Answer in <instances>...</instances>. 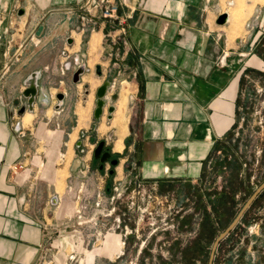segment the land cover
<instances>
[{
    "label": "crops",
    "instance_id": "1",
    "mask_svg": "<svg viewBox=\"0 0 264 264\" xmlns=\"http://www.w3.org/2000/svg\"><path fill=\"white\" fill-rule=\"evenodd\" d=\"M227 1L110 0L117 9L108 18L97 0H0V264L37 262L48 248L50 221H59L50 217L51 206L61 201L56 180L40 177L33 158L40 155L48 171H57L68 152L61 120L68 95L52 90L64 83L71 62L81 60L86 19L93 25L91 52L94 38H108L103 53L112 86L106 107L117 112L119 101L110 105L108 95L119 83L120 101L130 109L129 147L138 146L144 182L205 183L210 155L236 121L247 71L242 57H251L261 33L257 28L243 37L251 48L240 49L231 15L218 23ZM256 5L247 0L245 23ZM33 73L39 94L34 110L21 115ZM54 97L59 104L51 107Z\"/></svg>",
    "mask_w": 264,
    "mask_h": 264
},
{
    "label": "rangeland",
    "instance_id": "2",
    "mask_svg": "<svg viewBox=\"0 0 264 264\" xmlns=\"http://www.w3.org/2000/svg\"><path fill=\"white\" fill-rule=\"evenodd\" d=\"M97 3L105 6L102 0ZM256 4L254 16L246 23L247 0H229L224 6V12L231 15L232 24L237 27L235 30L240 32L242 40L255 34L257 28L261 33L249 51L251 57H242L245 69L252 72L244 77L236 121L229 132L231 141L224 137L219 145L223 148V145L230 146L239 141L238 149L216 152L208 163L203 186L222 189L227 175H218L214 163L217 158H224V152L233 150L240 162H246L244 168L247 171H242L240 177L249 175L242 194L236 197L238 214L254 190L264 183V26H261L264 2L256 1ZM85 22L81 60L71 62L65 71L64 83L52 90V95L63 92L68 95L64 102L66 111L61 117L66 131L65 151L68 152L59 162L57 171H48L49 167L40 155L33 158L40 177L50 182L56 180L61 197L58 204L51 206L50 217L58 216L59 221H50L48 248L33 264H161V260L169 264H186L178 257L172 260L171 252L185 248L200 230L201 212L195 210V193L201 185L188 182L156 187L144 182L139 170L138 146L135 143L129 147L130 109L127 104L123 108L124 99L120 101L123 86L119 83L114 93L108 95L110 105L119 101L117 112L110 118L106 107L100 123L95 121L96 91L111 78L106 72L109 64L103 53L109 41L108 38H94L91 43L94 52H91L87 41L93 25L87 19ZM245 39L240 46L244 51L251 48ZM65 46L67 52H74L70 44ZM86 52L92 53L91 60ZM97 66L102 70L101 76L96 74ZM83 67L90 71L79 75L81 80H75L78 70ZM55 104H59L56 97L51 99L50 105ZM52 114L53 109L48 116L52 118ZM48 134L52 135V132ZM100 141H105L112 149L114 158L119 161L116 167L108 163L101 169L100 162L95 160L94 152ZM70 165L74 171L73 168L70 170ZM262 196L250 206L247 223L241 226L245 235L241 236L238 246L232 254L226 247L217 264H264V194ZM187 217L192 221L191 226H180L179 222ZM176 242H179L178 248ZM231 256L233 261L230 263L226 259Z\"/></svg>",
    "mask_w": 264,
    "mask_h": 264
},
{
    "label": "trees",
    "instance_id": "3",
    "mask_svg": "<svg viewBox=\"0 0 264 264\" xmlns=\"http://www.w3.org/2000/svg\"><path fill=\"white\" fill-rule=\"evenodd\" d=\"M256 53L260 54L258 51ZM251 72L252 71L247 70L245 74L249 75L251 74ZM244 77L245 76L242 77V86ZM226 138V141H231L230 133L226 135ZM238 142L239 141H236L234 145L230 146L223 145V148L216 144L208 162L211 160V158L215 157L216 152H219L222 149L227 150L228 148H230L237 150ZM214 164V168L216 169V173L218 175L223 173L227 175V177L224 176V180L226 182L223 185L222 189H219L217 187H203L204 183L202 184L201 189L196 188L198 194L195 193V197L197 198V200L195 201V210L201 212L199 223L200 230L197 233L196 237L191 240L185 248L179 249V242L175 243V247L178 249L176 252H171L172 260L178 257L186 264H207L214 241L222 231L229 227V225L235 220L236 215L238 214V211L236 213V207L238 206L236 197L242 194L243 187L245 186L246 182L249 181L248 174H245L244 178L240 177L242 171H244L245 173L247 171V169L244 168L246 162H240L238 158H236L235 152L231 150L230 152H224V158H217ZM203 176L205 182L207 178L205 169ZM263 194L264 190L258 194V198L256 201H258L260 197H263ZM256 201H254L252 205H254ZM250 211L251 210H248L245 213L244 217L241 219V222L224 240L220 242L214 264H217L218 260L220 259L221 252H223L226 247H228L229 253L232 254L234 252L235 248L239 244V241L241 240V236L245 235L244 233H242L243 230L241 226L247 223L246 219ZM191 222L192 221H190L187 217L179 223L181 224L180 226L183 227L191 226ZM243 254L244 251L241 252V255ZM226 260L231 263L233 261V257L231 256ZM161 261V264H169L167 262H164L163 260Z\"/></svg>",
    "mask_w": 264,
    "mask_h": 264
},
{
    "label": "water",
    "instance_id": "4",
    "mask_svg": "<svg viewBox=\"0 0 264 264\" xmlns=\"http://www.w3.org/2000/svg\"><path fill=\"white\" fill-rule=\"evenodd\" d=\"M20 14H23V11L20 12ZM228 20V14L224 13L219 16L218 18V23L219 24H225ZM82 71H79L75 76H77V79L79 75L81 74ZM97 74L98 76L101 75V68L100 66L97 67ZM75 79V80H77ZM38 74L33 73L31 77L27 81V88L26 90L22 93V96L27 99V102L21 107L20 114H24L26 110L33 111L34 110V104L36 102L37 96L39 94L38 90ZM112 86V82L110 80H106L96 91V109L94 110V118L96 122H100L102 116L104 115V108L107 105L106 102V95L108 92V89ZM59 100L64 99L63 94H59L57 96ZM114 112V108L112 107L109 110L110 113V118H112V113ZM79 145V144H78ZM105 145V142L102 141L99 146L95 150V158L99 159L101 155V151ZM111 156L110 153H106L102 158L101 162H106L107 159ZM118 160L112 161L113 166L118 165ZM113 173V171H112ZM264 190V183L260 184L259 187H257L254 192L251 194V197L247 200L245 203L244 207L241 209L239 212L238 216L235 218V220L229 225L228 228H226L220 235L217 237V239L214 241V244L212 246L208 264H214L216 253L219 247V244L222 240H224L233 230L234 228L240 223L241 219L244 217L245 213L250 209V206L256 199L258 198V194L261 193Z\"/></svg>",
    "mask_w": 264,
    "mask_h": 264
},
{
    "label": "flooded vegetation",
    "instance_id": "5",
    "mask_svg": "<svg viewBox=\"0 0 264 264\" xmlns=\"http://www.w3.org/2000/svg\"><path fill=\"white\" fill-rule=\"evenodd\" d=\"M96 71H97V69H96ZM76 78V77H75ZM103 117V116H102ZM96 121V120H95ZM98 123V122H97ZM100 123V122H99ZM102 141H100V142H98V144H97V147L99 146V144L101 143ZM105 142V141H104ZM96 147V148H97ZM96 150V149H95ZM106 153H110L111 154V156L107 159V161L106 162H101V158L106 154ZM94 157H95V152H94ZM95 160H97V161H99L100 162V164H101V169H103L104 167H105V165L106 164H111L112 165V161H114V160H117V159H115L114 158V155H113V151H112V149L110 148V147H108L107 145H106V142H105V145H104V147H103V149H102V151H101V155H100V158L99 159H96L95 158ZM119 162V161H118ZM113 166V165H112ZM113 167H116V166H113ZM111 172V174H112V170L110 171Z\"/></svg>",
    "mask_w": 264,
    "mask_h": 264
},
{
    "label": "built area",
    "instance_id": "6",
    "mask_svg": "<svg viewBox=\"0 0 264 264\" xmlns=\"http://www.w3.org/2000/svg\"><path fill=\"white\" fill-rule=\"evenodd\" d=\"M102 2L105 3V6H106V7L105 6L103 7L104 8V12H103L104 16L108 17V18H111L113 13L116 12L117 8L115 6L110 5V0H102ZM15 168L16 169H19V168L22 169L23 166H18V167H15Z\"/></svg>",
    "mask_w": 264,
    "mask_h": 264
},
{
    "label": "bare ground",
    "instance_id": "7",
    "mask_svg": "<svg viewBox=\"0 0 264 264\" xmlns=\"http://www.w3.org/2000/svg\"><path fill=\"white\" fill-rule=\"evenodd\" d=\"M256 1H258V0H256ZM260 1H261V0H260ZM75 77H76L75 79H77V76H75ZM117 149H118V148H117ZM120 149H121V148H120ZM120 149H119V150H120Z\"/></svg>",
    "mask_w": 264,
    "mask_h": 264
}]
</instances>
